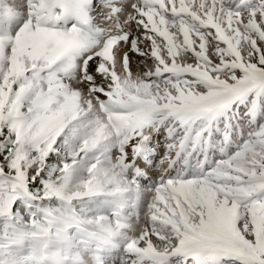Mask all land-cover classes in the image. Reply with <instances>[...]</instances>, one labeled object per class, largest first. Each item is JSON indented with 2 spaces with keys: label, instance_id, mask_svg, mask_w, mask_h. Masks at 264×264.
<instances>
[{
  "label": "snow or ice",
  "instance_id": "6c2138e0",
  "mask_svg": "<svg viewBox=\"0 0 264 264\" xmlns=\"http://www.w3.org/2000/svg\"><path fill=\"white\" fill-rule=\"evenodd\" d=\"M0 264H264V0H0Z\"/></svg>",
  "mask_w": 264,
  "mask_h": 264
}]
</instances>
